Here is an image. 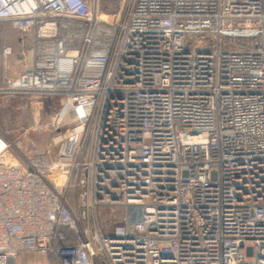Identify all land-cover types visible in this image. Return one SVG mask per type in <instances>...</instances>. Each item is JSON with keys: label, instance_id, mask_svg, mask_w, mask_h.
<instances>
[{"label": "built area", "instance_id": "built-area-1", "mask_svg": "<svg viewBox=\"0 0 264 264\" xmlns=\"http://www.w3.org/2000/svg\"><path fill=\"white\" fill-rule=\"evenodd\" d=\"M0 32V264H264V0H0Z\"/></svg>", "mask_w": 264, "mask_h": 264}, {"label": "rangeland", "instance_id": "rangeland-1", "mask_svg": "<svg viewBox=\"0 0 264 264\" xmlns=\"http://www.w3.org/2000/svg\"><path fill=\"white\" fill-rule=\"evenodd\" d=\"M98 2L99 7V14L102 17L108 18V21L115 20L116 17L119 15L122 8L125 6L127 0H96ZM7 34L9 38V43L12 44L14 47L17 48V52L13 55L12 61L16 62L20 59V51L19 50V42H26L27 36L21 35L19 33H15L11 29H7ZM5 31V33H6ZM0 38H1V32H0ZM25 48V47H24ZM26 48L24 49V51ZM7 110H0V129L4 132H6L9 129L8 120L5 118ZM62 119L60 121V129L56 132V138L54 140V143L58 142L60 140V136L62 133ZM11 125V124H10ZM13 126L11 125V128ZM99 224L102 226L104 234H109L111 231L108 228L107 222L105 221L104 217L102 216L99 219ZM150 247L152 249H156L161 251L163 254L167 253L169 255H172L175 248V241L173 239H163V240H151ZM30 256H25L24 258H29ZM29 261L32 264H35L36 261L33 259V257L29 258Z\"/></svg>", "mask_w": 264, "mask_h": 264}, {"label": "crops", "instance_id": "crops-1", "mask_svg": "<svg viewBox=\"0 0 264 264\" xmlns=\"http://www.w3.org/2000/svg\"><path fill=\"white\" fill-rule=\"evenodd\" d=\"M66 237H68L70 239H68V238L62 239V229L59 228L57 231V235H56V242L62 243V241H69V240L71 241L72 240L71 234L66 235ZM25 256L33 257V259L36 261L35 264H56V261L54 260V258H51L47 255L40 254V253H25L22 256L14 259V260L9 261L8 264H32L29 261L30 257L24 258Z\"/></svg>", "mask_w": 264, "mask_h": 264}, {"label": "trees", "instance_id": "trees-1", "mask_svg": "<svg viewBox=\"0 0 264 264\" xmlns=\"http://www.w3.org/2000/svg\"><path fill=\"white\" fill-rule=\"evenodd\" d=\"M61 229H62V239L68 238V237H66V235L71 234V233H69V231L65 228H61ZM68 239H70V238H68Z\"/></svg>", "mask_w": 264, "mask_h": 264}]
</instances>
